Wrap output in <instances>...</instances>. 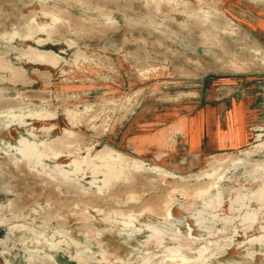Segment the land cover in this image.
I'll list each match as a JSON object with an SVG mask.
<instances>
[{
  "label": "rangeland",
  "instance_id": "374dc122",
  "mask_svg": "<svg viewBox=\"0 0 264 264\" xmlns=\"http://www.w3.org/2000/svg\"><path fill=\"white\" fill-rule=\"evenodd\" d=\"M254 80L264 0H0V264H264V129L180 134Z\"/></svg>",
  "mask_w": 264,
  "mask_h": 264
},
{
  "label": "crops",
  "instance_id": "0c3cea01",
  "mask_svg": "<svg viewBox=\"0 0 264 264\" xmlns=\"http://www.w3.org/2000/svg\"><path fill=\"white\" fill-rule=\"evenodd\" d=\"M235 89L202 93L201 105L182 114L181 135L192 163L226 151L246 149L255 140L254 130L264 129V81L254 80ZM211 99L215 103L206 104ZM54 127V125H53ZM177 135V132H176ZM175 138H178L175 136ZM179 162H183L180 158Z\"/></svg>",
  "mask_w": 264,
  "mask_h": 264
}]
</instances>
